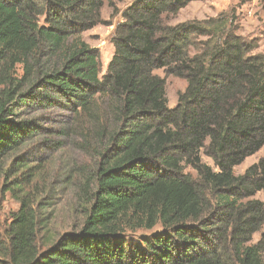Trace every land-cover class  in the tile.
<instances>
[{"label":"trees","instance_id":"1","mask_svg":"<svg viewBox=\"0 0 264 264\" xmlns=\"http://www.w3.org/2000/svg\"><path fill=\"white\" fill-rule=\"evenodd\" d=\"M108 1L0 0V200L19 203L0 220V264H264V159L234 174L264 147L260 40L240 35L235 11L170 25L197 0H131L108 24L102 75L83 34ZM161 70L187 83L174 108ZM26 107L76 118L57 149L100 151L81 230L45 251L27 151L46 130Z\"/></svg>","mask_w":264,"mask_h":264},{"label":"rangeland","instance_id":"2","mask_svg":"<svg viewBox=\"0 0 264 264\" xmlns=\"http://www.w3.org/2000/svg\"><path fill=\"white\" fill-rule=\"evenodd\" d=\"M131 0H109L102 10L103 25H99L83 34L84 40L96 48L101 57L102 75L114 55V46L111 43V34L118 22V13L125 9ZM235 11L240 23V35L258 38L259 51L264 53V0H203L194 1L182 9L174 19H168L170 25L185 23L193 20H207L216 18L221 13ZM19 75L21 70H18ZM166 80V95L168 107L174 108L187 83L185 80L167 76L162 70L156 72ZM22 119L35 121L46 134L41 135L33 146L27 147L28 158L36 168L39 179L34 182V189L40 196L43 209L40 212L42 223L37 233V246L45 251L53 246L65 234L78 233L85 221L88 203L90 200L89 181L95 178L98 163V147L83 151L79 146L68 143L64 148L57 149L63 142L62 132L77 130V120L67 112L44 110L39 108H22L17 111ZM86 123L84 122V125ZM52 131L56 132L54 134ZM77 141L80 142L78 137ZM46 141L45 144L43 142ZM64 143V142H63ZM264 159V147L254 156L234 169L236 176L243 175L251 166ZM203 161L214 167L213 162L203 155ZM185 173L193 175L190 168ZM88 185L82 190L84 185ZM0 200V220L3 224L9 223L11 215L18 211L19 203L10 194H5ZM256 199L264 203V195L258 194ZM263 232L253 237L256 244ZM151 234V233H149ZM148 235V233H147Z\"/></svg>","mask_w":264,"mask_h":264}]
</instances>
